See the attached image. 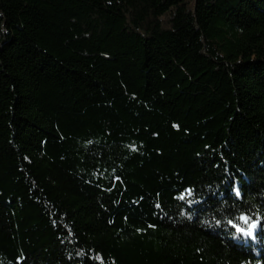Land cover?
<instances>
[{
    "label": "trees",
    "instance_id": "1",
    "mask_svg": "<svg viewBox=\"0 0 264 264\" xmlns=\"http://www.w3.org/2000/svg\"><path fill=\"white\" fill-rule=\"evenodd\" d=\"M0 264H264V0H0Z\"/></svg>",
    "mask_w": 264,
    "mask_h": 264
},
{
    "label": "snow or ice",
    "instance_id": "2",
    "mask_svg": "<svg viewBox=\"0 0 264 264\" xmlns=\"http://www.w3.org/2000/svg\"><path fill=\"white\" fill-rule=\"evenodd\" d=\"M174 127H178V125H174ZM89 143H91V141H89ZM131 148L132 151H136V146L130 145L129 146ZM116 179H119V177H116ZM236 194L239 195V191H236ZM180 199H184L183 194L180 196ZM159 207V205H158ZM239 220L243 223V227L241 226V224H237L231 220L228 221V223L232 226V228L235 229L236 233L238 234H242L245 237H254V233L260 223V220L258 219H253L252 217H250L249 215L242 213L239 217ZM154 227V226H153ZM137 231H143L142 229H137ZM97 259H100V257H97Z\"/></svg>",
    "mask_w": 264,
    "mask_h": 264
}]
</instances>
